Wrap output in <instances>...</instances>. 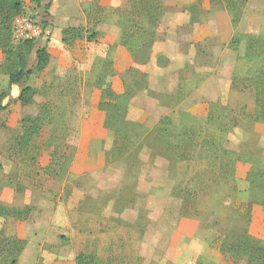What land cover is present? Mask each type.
<instances>
[{"label": "rangeland", "instance_id": "1", "mask_svg": "<svg viewBox=\"0 0 264 264\" xmlns=\"http://www.w3.org/2000/svg\"><path fill=\"white\" fill-rule=\"evenodd\" d=\"M23 2L43 31L28 67L40 48L51 58L10 85L0 49V208L31 207L26 219L0 216V264H76L80 253L92 264H264L228 247L243 236L264 246V0ZM69 26L98 36L67 45ZM162 34L189 58L159 72L175 94L141 68L170 65L155 48ZM213 75L205 93L221 100L194 97ZM27 86L34 102L22 105ZM26 117L41 130L22 148Z\"/></svg>", "mask_w": 264, "mask_h": 264}, {"label": "trees", "instance_id": "2", "mask_svg": "<svg viewBox=\"0 0 264 264\" xmlns=\"http://www.w3.org/2000/svg\"><path fill=\"white\" fill-rule=\"evenodd\" d=\"M24 13V2L23 0H0V49L5 52L6 59L9 63L8 68V74L10 77V85L17 84L20 81H22L25 77L33 75V74H42L45 72V70L48 68V65L50 63L51 53L48 50V48L43 47L37 50L36 57H37V64L34 69H30L28 67V59L26 57V54L31 52V49L33 48L35 40H25L21 41V45L18 47V49H13L10 46V40L12 38V25L13 20L16 16ZM98 33L93 32L89 33L87 30H85L83 27H75V26H69L63 31V42L67 45H73L77 41L87 40V41H93L97 38ZM140 61L144 62L146 60L140 59ZM264 72V71H263ZM263 72L259 74V76L263 75ZM236 82L235 79H233V85ZM232 85V86H233ZM111 93V89L109 91ZM113 93V92H112ZM36 94V89L32 86H27L24 89L21 90L19 100L22 105H29L34 102V96ZM259 102V101H258ZM217 105V104H215ZM214 105V106H215ZM2 108V98H0V109ZM231 120L233 121V127L237 126V115L235 119L234 113H232ZM211 117V113L209 115V118ZM164 119L167 121V117H164ZM26 131L24 135L18 138V145L20 147H24L27 144H29L34 136H37L41 130V124L38 118H32V117H26ZM163 121V119H162ZM161 121V122H162ZM191 131V135L189 138V144L188 147H193V140H194V134ZM157 140L160 141V144H163L167 147L168 151L167 153L170 155L176 153L177 146L172 145L168 140H165L163 135H157ZM179 142L182 141V135L180 134ZM187 140V138H186ZM206 140V139H204ZM208 143V141H206ZM178 148H182L181 146H178ZM225 153V151H222ZM180 156L183 158H187V155L189 156V153H186L184 150L181 152ZM162 154V152L160 153ZM217 180V178H216ZM31 207H26L22 211L16 212L11 211L5 208H0V216H18L23 217L24 219L27 218V215L30 213ZM229 250L237 253V252H250L253 255V259H256L255 256H258L259 258L264 259L262 254H264V246L257 245L256 243L249 242V237L243 236L240 238L239 243L233 242L231 245L228 246ZM23 250V247L17 248V252H21ZM247 252V253H248ZM258 253V255H257ZM95 261V257L92 255H88L86 253H80L76 257V264H92ZM12 264H17V259L13 260Z\"/></svg>", "mask_w": 264, "mask_h": 264}, {"label": "crops", "instance_id": "3", "mask_svg": "<svg viewBox=\"0 0 264 264\" xmlns=\"http://www.w3.org/2000/svg\"><path fill=\"white\" fill-rule=\"evenodd\" d=\"M174 41V38L172 35H164L162 34V36L160 38L157 39L156 41V50H157V47H160L159 44H163L162 46V54H165L167 55V57L170 59V65L167 67V68H162V67H159L158 66V71L156 72H150V69L147 68L146 66H141L142 70L144 72L147 73V77L150 79V87L155 89V90H158V91H161V92H165L167 94H175V92L178 90V85L176 86L175 89L172 90V88H167V86H165L163 84V80L162 78H160V75H159V72L161 73V77L164 76L167 72L171 71L172 68H176V65H180L183 66L186 64V61L189 60L186 59V60H177L178 58L175 57L176 55V52H177V49H176V45L175 42L174 44L172 43ZM157 53L155 52L153 54V58L151 60V62L153 63H157L156 65H159L158 63V58L160 57L159 55L157 56L156 55ZM215 75H213L212 77L208 78L206 81L202 82L201 85H200V89L196 91V95H194V97L196 98H199L201 101H208V102H219L221 100V97L224 95V94H218L217 96H211L209 94H206V88H208L209 86H212L213 87V82L215 80ZM230 80V78H229ZM226 93H229V92H232L234 91L232 89V80L228 81V86L226 87ZM157 101V100H156ZM162 103V102H161ZM164 111V109H163Z\"/></svg>", "mask_w": 264, "mask_h": 264}, {"label": "built area", "instance_id": "4", "mask_svg": "<svg viewBox=\"0 0 264 264\" xmlns=\"http://www.w3.org/2000/svg\"><path fill=\"white\" fill-rule=\"evenodd\" d=\"M42 33L37 21L25 13L16 16L13 20L12 37L16 42L35 40Z\"/></svg>", "mask_w": 264, "mask_h": 264}]
</instances>
